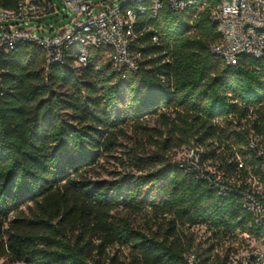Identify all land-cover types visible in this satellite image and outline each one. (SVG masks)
Segmentation results:
<instances>
[{
	"label": "trees",
	"instance_id": "obj_1",
	"mask_svg": "<svg viewBox=\"0 0 264 264\" xmlns=\"http://www.w3.org/2000/svg\"><path fill=\"white\" fill-rule=\"evenodd\" d=\"M21 1L0 0V9L16 10ZM194 1L184 11L165 6L139 15L131 50L141 53L137 72L117 73L98 49L78 67L80 45L49 73L45 52L32 43L0 51V238L10 263L188 264L192 240L180 228L264 236L240 195L219 196L170 155L203 148L204 160L232 177L237 156L257 163L248 136L264 147V56L235 66L214 56L220 35L211 16L220 0ZM155 116L166 132L147 129L154 152H132L112 181L86 176L116 150L126 126ZM122 205L150 210L165 226L142 232L115 217ZM117 245L135 256L110 255Z\"/></svg>",
	"mask_w": 264,
	"mask_h": 264
},
{
	"label": "built area",
	"instance_id": "obj_2",
	"mask_svg": "<svg viewBox=\"0 0 264 264\" xmlns=\"http://www.w3.org/2000/svg\"><path fill=\"white\" fill-rule=\"evenodd\" d=\"M74 20L71 24L45 36L46 27L35 21L58 14L54 0H25L16 10L0 9V51L15 50L21 43H32L46 55V71L65 62L66 53L75 45L82 50L76 65L86 67L91 49L105 52L117 73L137 72L141 53L131 52L136 37L139 15L148 11L157 14L165 6L184 11L195 5L194 0H128L121 6L107 0H63ZM211 21L217 26L220 40L211 53L227 65L235 66L242 57L264 56V0H220L213 9ZM52 28V26H51ZM3 77L0 70V96ZM248 150L256 165L246 164L237 156L236 175L229 177L206 162L205 150L194 145L181 149L178 168L190 177L206 183L219 196L236 193L252 214L258 228H264V147L258 138H247ZM246 172V175L243 174ZM188 264H203L195 251L186 255ZM224 264H264V247H251L240 256L229 257Z\"/></svg>",
	"mask_w": 264,
	"mask_h": 264
},
{
	"label": "rangeland",
	"instance_id": "obj_3",
	"mask_svg": "<svg viewBox=\"0 0 264 264\" xmlns=\"http://www.w3.org/2000/svg\"><path fill=\"white\" fill-rule=\"evenodd\" d=\"M57 4L58 14H53L46 18H43L40 22L35 21L34 24L46 27L48 30L44 33L45 36H50L49 30H58L60 27L69 25L74 20L69 16L63 0H54ZM116 3V6L125 4L128 0H107ZM230 1V0H223ZM166 132L162 121L157 116L148 119L142 127H135L128 125L125 127V135L120 138L119 145L113 153L104 154L97 162L96 166L90 172L86 173V176L92 181L115 179L117 174L125 173L126 160L132 152L151 154L155 150V146L152 144V140L149 139L148 130ZM155 139H157L156 134ZM180 149L173 150L170 154L174 156V160L177 161L180 155ZM113 214L117 218L128 219L133 226L142 231L149 232L153 230L158 231L160 227L165 226L162 219L156 221L153 218L150 210L143 209L139 213H132L128 207L122 205L116 209ZM13 218L9 220L11 222ZM5 224L4 228H7ZM180 233L186 237V239L192 240V251L206 255L210 257V262L216 264L218 260L229 258L233 256H240L244 251L251 247H264V236L256 237L252 233L241 234L238 232L235 236L223 235L214 231L208 230L206 227H185L180 228ZM184 238V237H183ZM6 239V238H5ZM185 239V238H184ZM2 241L0 238V264H12L8 258L4 256L2 251ZM212 247V251L208 252V249ZM110 255L118 254L123 260L130 261L135 252L130 247L117 245L109 250ZM24 264V263H13Z\"/></svg>",
	"mask_w": 264,
	"mask_h": 264
}]
</instances>
